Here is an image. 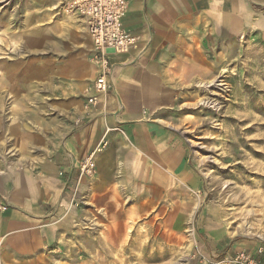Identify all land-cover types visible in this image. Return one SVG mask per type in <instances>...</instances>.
I'll use <instances>...</instances> for the list:
<instances>
[{
	"label": "rangeland",
	"instance_id": "obj_1",
	"mask_svg": "<svg viewBox=\"0 0 264 264\" xmlns=\"http://www.w3.org/2000/svg\"><path fill=\"white\" fill-rule=\"evenodd\" d=\"M72 2L0 0V177L19 172L17 159L30 174L51 152L84 159L70 143L92 124L108 141L94 177L72 185L51 220V263L214 264L235 243L264 248L263 14L210 53L175 57V105L123 125L113 73L103 100L94 91L100 68Z\"/></svg>",
	"mask_w": 264,
	"mask_h": 264
},
{
	"label": "crops",
	"instance_id": "obj_2",
	"mask_svg": "<svg viewBox=\"0 0 264 264\" xmlns=\"http://www.w3.org/2000/svg\"><path fill=\"white\" fill-rule=\"evenodd\" d=\"M127 2L124 28L141 36L142 40L149 41L142 46L150 49L147 56L136 64L130 55L111 57L114 65L112 79L117 85L121 101L117 105L121 110L117 118L123 125L137 122L147 111L175 105L177 90L168 83L170 65L175 57H189L190 50L192 57L200 56L197 47L210 53L213 48L225 45L227 38L240 36L247 29H257L262 24L257 16L259 13L264 15V0ZM84 31L89 38L86 28ZM116 65L119 67L115 69ZM106 95L100 96V100ZM89 128L85 139L78 137L70 143L73 150L84 154L82 157H87L100 141L94 137L99 125L92 124ZM159 131L155 126L150 129L154 138L160 136ZM108 155L106 153L101 157L102 164ZM39 162L36 168L40 172L32 171L30 174L25 171L31 168L17 159L15 166L19 172L0 177V202L9 206L6 213H0V238L3 245L0 261L3 264H53L51 261H57L56 254H53L55 250L51 251L50 248L58 245L60 235L58 223L51 220L66 202V193L71 189L66 187V180L59 177V172L66 167L67 159L59 151L51 152L47 160ZM102 175L100 172L97 183L99 190L107 184ZM105 190L99 192L105 193ZM155 190L160 195L163 192L159 187ZM233 248L235 251H250L264 263V248L258 241L244 245L235 243ZM259 250H262V255H258Z\"/></svg>",
	"mask_w": 264,
	"mask_h": 264
},
{
	"label": "built area",
	"instance_id": "obj_3",
	"mask_svg": "<svg viewBox=\"0 0 264 264\" xmlns=\"http://www.w3.org/2000/svg\"><path fill=\"white\" fill-rule=\"evenodd\" d=\"M72 9L85 21L88 34L92 41L94 58L99 65L100 74L96 80L94 91L96 94L106 92L110 88L112 56L129 55L133 52H143L146 48L142 44L149 41L141 36L128 32L124 28V19L128 13L127 0H73ZM91 103L97 98H91ZM108 141L103 138L87 157L79 159L71 154L68 156L66 167L59 172V177L65 179L66 187H72V181L77 187L85 179L93 178L96 173L97 157L107 147ZM72 184V185H71ZM8 206L0 202V213H5ZM2 239L0 238V244ZM258 255L263 252L259 250ZM214 264H264L257 255L250 251L227 252L222 260Z\"/></svg>",
	"mask_w": 264,
	"mask_h": 264
},
{
	"label": "bare ground",
	"instance_id": "obj_4",
	"mask_svg": "<svg viewBox=\"0 0 264 264\" xmlns=\"http://www.w3.org/2000/svg\"><path fill=\"white\" fill-rule=\"evenodd\" d=\"M71 8H72V6H71ZM74 11V10H73ZM86 28V27H85ZM86 31H87V34H88V30H87V28H86ZM88 36H89V34H88ZM89 38H90V36H89ZM90 40H91V38H90ZM92 42V41H91ZM114 66V65H113ZM117 67H119V66H115V69L117 68ZM226 71V70H225ZM200 85V84H199ZM200 86H203V85H200ZM205 86V85H204ZM106 93V92H105ZM104 92H101L99 95L100 96H102L103 94H105ZM100 96H99V99H100Z\"/></svg>",
	"mask_w": 264,
	"mask_h": 264
}]
</instances>
